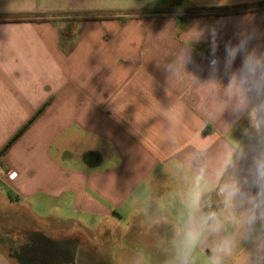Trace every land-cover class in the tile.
Segmentation results:
<instances>
[{"label":"crops","instance_id":"obj_1","mask_svg":"<svg viewBox=\"0 0 264 264\" xmlns=\"http://www.w3.org/2000/svg\"><path fill=\"white\" fill-rule=\"evenodd\" d=\"M137 1L0 0V264H264V0Z\"/></svg>","mask_w":264,"mask_h":264},{"label":"rangeland","instance_id":"obj_2","mask_svg":"<svg viewBox=\"0 0 264 264\" xmlns=\"http://www.w3.org/2000/svg\"><path fill=\"white\" fill-rule=\"evenodd\" d=\"M44 7H54L62 10H67L64 14H77L85 13L84 11H89L94 8L103 7V8H114L121 4V6H131L134 3H138L137 0H42ZM31 17V16H30ZM49 225V224H48ZM51 227L53 225L50 224ZM101 235V234H100ZM99 234L97 238L99 239ZM99 242L102 243V240L99 239ZM86 253V254H85ZM84 253V259L90 260L92 264H108L105 261L103 256H90L89 252Z\"/></svg>","mask_w":264,"mask_h":264},{"label":"trees","instance_id":"obj_3","mask_svg":"<svg viewBox=\"0 0 264 264\" xmlns=\"http://www.w3.org/2000/svg\"><path fill=\"white\" fill-rule=\"evenodd\" d=\"M261 8H264V4L261 5ZM202 11L204 10H200V9H196L195 12H193V14H191L190 16L191 17H194V16H197L199 15ZM186 18H184L185 20ZM62 37H63V34H62ZM41 114V111L39 113H37V115L32 119V121H30V123L28 125H26L22 131L19 133V135L15 138L14 137V140L10 142V144L6 147V149H4V151L1 152V154H5L8 150V148L14 143V141L17 140V138H19V136H21L29 127H30V124H32L33 121H35L37 119V117ZM207 133V132H206Z\"/></svg>","mask_w":264,"mask_h":264},{"label":"flooded vegetation","instance_id":"obj_4","mask_svg":"<svg viewBox=\"0 0 264 264\" xmlns=\"http://www.w3.org/2000/svg\"><path fill=\"white\" fill-rule=\"evenodd\" d=\"M35 247L34 246H30L28 248H25V250H22L21 253H17V257L19 256V258H24V255L28 256V258H30V260H32L35 264H40L37 256L34 254L35 252ZM22 254H24L22 256ZM51 262V259H49Z\"/></svg>","mask_w":264,"mask_h":264},{"label":"built area","instance_id":"obj_5","mask_svg":"<svg viewBox=\"0 0 264 264\" xmlns=\"http://www.w3.org/2000/svg\"><path fill=\"white\" fill-rule=\"evenodd\" d=\"M8 171H6L5 169H3L0 165V178H4V177H9L12 176L13 173H7Z\"/></svg>","mask_w":264,"mask_h":264},{"label":"water","instance_id":"obj_6","mask_svg":"<svg viewBox=\"0 0 264 264\" xmlns=\"http://www.w3.org/2000/svg\"><path fill=\"white\" fill-rule=\"evenodd\" d=\"M23 264H32V263L30 262L28 258L24 257Z\"/></svg>","mask_w":264,"mask_h":264},{"label":"clouds","instance_id":"obj_7","mask_svg":"<svg viewBox=\"0 0 264 264\" xmlns=\"http://www.w3.org/2000/svg\"><path fill=\"white\" fill-rule=\"evenodd\" d=\"M245 68L251 70V65H250L249 63L246 62V64H245Z\"/></svg>","mask_w":264,"mask_h":264}]
</instances>
